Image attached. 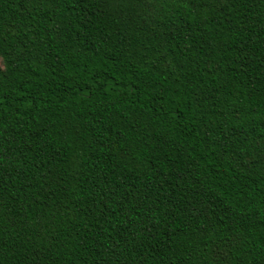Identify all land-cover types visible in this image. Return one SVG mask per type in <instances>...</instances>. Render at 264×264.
<instances>
[{
    "label": "trees",
    "instance_id": "16d2710c",
    "mask_svg": "<svg viewBox=\"0 0 264 264\" xmlns=\"http://www.w3.org/2000/svg\"><path fill=\"white\" fill-rule=\"evenodd\" d=\"M0 264H264V0H0Z\"/></svg>",
    "mask_w": 264,
    "mask_h": 264
}]
</instances>
